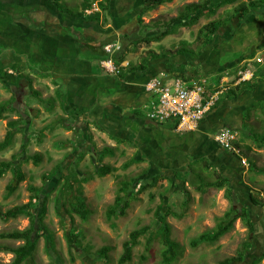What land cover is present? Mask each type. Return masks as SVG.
<instances>
[{
	"label": "rangeland",
	"instance_id": "obj_1",
	"mask_svg": "<svg viewBox=\"0 0 264 264\" xmlns=\"http://www.w3.org/2000/svg\"><path fill=\"white\" fill-rule=\"evenodd\" d=\"M99 1L101 0H63L61 4L78 11L82 9L84 3L91 2L92 10L98 8ZM199 1L173 0L171 3L143 12V0H113L111 14L103 12L102 17L108 20V23H113L114 19L115 23L121 22L118 29L120 33L117 36L120 40L119 45L120 48H128L129 51L127 52L134 55L131 61L133 65L139 64L141 58L147 56L148 51H154L157 54L164 51L175 52L184 45L182 49L188 52L182 57V61L177 63L175 57L164 60V64L170 67L167 69L173 71L177 65L182 64L187 68L195 66L197 69L206 71V74L216 83L214 85L216 89L210 91V93H219L218 97L231 87L233 81L228 82L229 79H240L239 72L241 71L244 73L250 71L254 79L260 76L264 77L263 19L250 17L246 24L236 31H232L230 27H227L221 30L220 34L211 38L209 44L203 47L198 54L192 53V49L195 51L199 49L200 43L196 41L198 32L210 21L223 17L226 11H232L234 6L219 9L217 15L213 17H201L196 25L178 28L176 33L167 36L160 42H152L147 45L139 41L166 30L170 26L168 25L165 28V23L176 17L186 4ZM246 1L243 0L242 2ZM43 2L45 7L35 5L24 9L19 4L20 2L15 4L19 6L11 4L0 6V22L3 20L4 24L12 26V28H7L3 25L0 28V58L17 52L14 43L16 44V41L20 40L24 33L20 26H13L12 23L16 22L19 15L28 16L26 17L27 21L32 26H36L37 23L39 24L40 19H44L42 18V11L44 10L52 15V19L56 15L57 21L62 23L63 20H60L62 16L59 15L60 12L55 4L51 0H43ZM61 14L65 19L70 18L69 15ZM139 19L143 20L142 23H139ZM105 26L107 28L108 24H105ZM82 33H84V30ZM101 38L105 40L104 36ZM204 38L202 39L204 40ZM77 44L79 45L78 49L85 47L80 43ZM110 44H113V42ZM68 49L71 48L67 47ZM97 50L98 47L95 51ZM250 55H254V57L247 59L246 57ZM10 56H8V60ZM3 63L4 61L0 62V70ZM116 67H119L120 72L123 69L122 66L117 64ZM262 68L263 71L261 72ZM19 71L16 70V75L13 71L7 83H0V103L12 100L13 95L19 99V102H16L17 105L16 103L13 104L18 107V111H8L4 114V118L0 120V142L4 140L10 130L8 123L13 120L19 122L13 145L0 152V163L11 161L13 156H16V161L21 163L26 180L20 184L14 195L6 199L5 188L11 180L12 174L8 172L0 178V208L6 211L16 205L27 204L34 194L30 191V187L41 189L40 200H33V204H35L34 214L37 218L41 214L42 200V205H45L46 209L44 218L38 221L36 225L37 248L33 256L36 264H59L56 256H59L63 264H118L123 252V243L128 240L129 234L133 230L144 226H150L151 230L139 239L138 245L133 250V259L129 264H162L161 251L163 245L158 236L160 224L156 222L154 216L156 208L161 203L160 195L166 196L167 205L171 207L176 215L183 214L186 209L182 219L174 216L167 218V222L172 228V239L185 248L183 256L175 264H217L225 258L238 257L241 246L247 240L249 241L248 238L251 237L250 250L245 254L244 261L234 264H264V206L253 210V216L256 220L253 234L248 231L242 219H238L233 229L222 237L217 244L204 243L197 248H192L189 245L192 238L212 230L224 214L234 206L227 193L229 187L236 192L234 197L236 202L234 203L239 207L249 205L246 203L248 200H244L243 197V193H247L248 188L253 190L252 194L257 200L264 202V144L259 139V137L264 136V112L260 106L252 109L250 114H248V111L245 112L249 127L246 124L241 129H233L238 134L236 146L239 148L241 155H233L219 145L223 150L224 157L214 160L212 168L207 170L204 163L208 159H201L202 157L191 159L184 162L183 165L178 163L168 164L170 158L168 151L158 150L155 147L157 142H153L152 136L144 132L147 126L143 127V124H139L136 131L141 133L142 140L140 141L137 135L133 136L132 139V143H136L137 148L131 144L117 143L116 140L110 137L109 133L121 138L122 135L126 136L125 132H118L110 127L109 133L99 129L95 124L98 115L93 112H72L71 108L68 109L70 102H66L65 107L61 106L60 108L57 105L59 101L57 91L50 88L54 85L51 80L39 82L40 78L36 77L31 86H36L35 88H38L39 93L42 92L41 96L43 95L44 98L55 99V109L48 112L38 98L31 96V87L28 88L26 84H20L17 79ZM26 71L25 73H27ZM251 75L248 77H251ZM253 76L250 78L251 80ZM226 77L230 78L224 80ZM11 79H14L15 82H12ZM9 86H18V89L22 87L24 95L19 96V90ZM260 91L264 93V82H261L252 94ZM254 96L256 100L262 98V94H254ZM260 102H264V100ZM63 109H67L68 113ZM254 113L257 114L254 115ZM61 117L64 122L67 121L65 124H70L73 129L69 130V127H64L62 122L58 123L57 120ZM169 122H174V120ZM100 123L105 128L108 125V123ZM48 125H51L52 128L44 130L43 136L41 135L39 138L41 129ZM85 126L90 137L89 140L83 136L82 131H84ZM120 126L123 128L125 125L122 123ZM156 140L158 139L156 138ZM23 145H26L25 152H22L21 149ZM106 147L114 149L112 155H104L103 150ZM36 153L42 155L39 165H35L28 158V156ZM131 159H134L135 162L128 169H124V164ZM242 159L246 161V165L242 162ZM61 163L65 164L58 172L57 166ZM103 164L112 166L115 171L104 177L98 176L96 169ZM252 165L255 167L252 168ZM161 172H167L169 177H173L174 173H178L179 181L174 179L172 183H169L168 180L158 182L151 189L138 195V200L131 203L125 216L116 217L111 222L107 220V210L114 204L116 196L120 194L119 189L123 182H132V179L138 178V181L142 183L146 176L157 175ZM68 174L74 175L79 180L83 177H92L86 183L74 184L75 192L81 186L84 203L90 211V216L85 220L76 213L71 215L73 218L71 220L66 210L57 211L55 208L57 188L60 187V185L56 187L57 180ZM196 175H199L205 182L216 181L217 176L220 175L226 178L229 184L227 182L224 189L207 188L203 192H198L189 182L184 183L182 181L190 177L191 181L199 184L200 179ZM46 178H48L47 181H45ZM63 183L62 178L61 184ZM138 188L133 189L134 194L138 191ZM187 198H189V203L185 204ZM66 206L69 210L70 206ZM29 225L30 220L25 216L7 221L0 219V234L13 230H25L29 228ZM48 234H52L55 241L56 255L53 256L48 255L46 251ZM149 236L153 238V241L150 245V252H147L146 245ZM23 243V241L0 238V244L7 246L17 247ZM103 247H110L107 259L100 258L98 254ZM84 248L89 249L88 253L84 251ZM142 256H145L146 260H142ZM13 257L12 254L1 252L0 264L11 263Z\"/></svg>",
	"mask_w": 264,
	"mask_h": 264
},
{
	"label": "trees",
	"instance_id": "obj_2",
	"mask_svg": "<svg viewBox=\"0 0 264 264\" xmlns=\"http://www.w3.org/2000/svg\"><path fill=\"white\" fill-rule=\"evenodd\" d=\"M53 4H55V7L59 10L60 13H64L67 16H72L77 19H82L86 22H93L98 23L101 21L103 12H106L108 14H111L112 12V6H113V0H101L98 2V11L93 12L92 14H87V10H91L92 3L87 2L82 5V9L75 11L73 9H69L64 4H61V1L63 0H51ZM173 0H143V6L144 10L143 12H146L148 10H153L158 8L159 6L171 3ZM243 0H200L199 2L195 3H189L186 4L182 10L179 11L178 15L176 17L171 18L168 22L165 23V28L169 25L170 27L166 30H162L159 33L152 35L150 37H145L139 41L150 45L152 42H160L167 36L174 34L177 32L178 28L181 27H188L196 25L201 17L209 16L213 17L217 15L219 9L224 8L226 6H234V9L232 11H226L225 15L217 20L210 21L208 24H206L196 36V41L200 43L199 49L196 51L192 49L193 54H198L203 47L207 46L209 44V41L211 38H214V36L220 34L221 30H224L227 27H230L232 31H236L241 26L246 24L247 20L250 17H256L259 19L264 20V0H247L246 2H242ZM17 2H20L19 4L22 5V7L25 9L27 7H33L35 5H41L42 7H45L43 4V0H0V6H7L9 4L15 5ZM57 17V16H56ZM143 20L139 19V23H142ZM17 22V20H16ZM15 22V23H16ZM29 23L25 17H21L18 20V23H21V25H24L25 23ZM33 26L27 25V27H21L23 30V35L32 37L35 35L34 30L32 29ZM31 28L29 32H27V29ZM73 29L69 27V32L72 33ZM206 36V38H204ZM204 38V40L202 39ZM116 41L115 38L109 39L106 42H103L101 45V48L99 51L103 53L104 60H107L109 58L115 60L116 64L121 66L122 63L126 61V57L129 51L128 48L122 47L121 50H117L112 54H107L104 50V44H110L111 42ZM140 43V42H139ZM137 46V45H136ZM184 46V45H183ZM182 46V47H183ZM103 47V49H102ZM175 50V52L170 51H164L160 54H157L154 51H148L147 56L141 58V61L139 64H129L126 68H123L122 71L119 73V77L124 78L126 73L132 72V73H140L144 74L148 71L150 68L153 60L160 59V58H170L175 56H185L188 51H185L182 49ZM96 48H93L95 51ZM135 50V48H133ZM188 55V54H187ZM254 55L247 56L246 58H253ZM106 58V59H105ZM4 69L0 70V83L5 81L4 83H7L9 81V69L7 67H3ZM25 66H23L17 74V79L19 80L21 85H25L26 83L29 84L31 87L30 94L31 96H34L38 98V100L42 103L44 108L48 112H52L55 109V99L53 98H42L41 94L34 90L32 85V79H31V73L38 77H48L49 74H43L39 70L34 68H28L30 73H25ZM263 70V68H262ZM258 73V72H257ZM257 75L255 74V77ZM261 82H264V77H258L251 80H245L242 81L239 86L235 88H228L229 90H225L216 101L215 105L211 108V110L218 105L224 98H232L237 97L240 94H242L244 91H252L256 90ZM19 84V85H20ZM9 87H15L17 86H9ZM8 87V88H9ZM11 89V88H9ZM210 89V86H209ZM238 91V92H237ZM240 93V94H239ZM57 97H59V100H61V94L60 91L56 92ZM24 95V90L22 87L19 89V96ZM58 99V98H57ZM19 102V99L13 95L12 100L6 101L3 103H0V120L4 118V114H6L8 111H18V107L14 106L13 104ZM62 107H65L64 103L60 102ZM17 105V103H16ZM254 108L259 107L264 112V102L258 101L255 103ZM210 110V111H211ZM209 111V112H210ZM252 111V108H249L248 114ZM208 112V113H209ZM22 116V115H21ZM249 116V115H248ZM22 119V118H21ZM58 123L62 122L64 127H69L68 129H73L70 124H65L67 121L64 122V119L61 117L59 120H57ZM18 120H13L8 123L9 131L7 132L4 140L0 142V152L5 151L9 147L13 145L14 138L17 134V126H18ZM99 123V124H98ZM95 121L96 126L101 129L105 130L107 133H109V129L113 128L115 129L116 123H111L107 125L105 128L102 123ZM158 126H162V124H157ZM110 127V128H109ZM52 128L51 125L45 126L41 129V134L43 136L44 130H50ZM87 127L85 126V129L83 132L84 138L86 137L87 140L90 139L89 134H87ZM177 124L174 125L172 129H176ZM80 129V128H79ZM116 130V129H115ZM110 137L117 141V143L122 144L124 140L116 139L115 135L110 134ZM260 142L264 144V136L259 137ZM41 140V139H40ZM22 152L26 151V145H23L21 147ZM79 151V149H78ZM114 149L112 147H106L103 150L104 155H112ZM77 152V151H76ZM24 154V153H23ZM30 160L34 162L35 165H39V163L42 160V155L40 153H36L32 156H28ZM28 160V159H27ZM134 159L129 160L126 162L123 166L124 169H128L133 163ZM194 163V162H193ZM65 163L59 164L57 166V171L60 172L62 167ZM205 168L211 169L212 163L207 161L204 163ZM255 166L252 165V168ZM115 169L112 166L109 165H100L96 169V174L100 177H104L108 174H111ZM8 172H11L12 178L7 184L5 188V198L8 199L12 195H14L17 190L19 189V186L21 183H23L26 180V175L24 171L21 168V163L16 161V156H13L11 161H2L0 163V178L4 177ZM200 180L199 184L194 183L190 180V177H187L183 179L182 181L184 183H190L191 186H193L198 192H203L207 188H217V189H224L227 186L228 180L224 178L223 176H217L216 181H207L205 182L199 175H196ZM63 178L64 183L61 184V179ZM60 180H57V186L60 185V187L57 188V195L55 198V208L57 211H60L62 209L67 211V214H69V218L73 220L72 214L76 213L80 217H82L84 220L87 219L90 216V211L87 208V206L84 203L83 199V193L81 190V186L79 187L76 192L74 191V184H83L88 182L92 179V177H83L81 180L77 179L74 175L68 174L63 176ZM176 179L179 181V174L174 173L173 177H169L167 175V172H161L157 175H149L146 176L145 180L140 183L137 179H132V182H123L121 184V187L119 189V193L114 201V204L111 205L106 213V218L109 222H111L116 217H123L126 215L127 210L130 208L131 203L136 202L138 200V195L141 193L146 192L147 190L154 187L158 182L163 180H168L169 183H172L173 180ZM48 178H46L45 181H47ZM229 184V182H228ZM135 187H139L138 191L134 194L133 189ZM30 191L34 192L33 196H31L30 201L27 204L23 205H16L6 211H3L0 208V219L3 220H9V219H16L21 216H25L29 218L30 225L29 228L25 230H13L9 232H3L0 234L1 239H9V240H15V241H23L24 243L22 245H19L17 247L13 246H7L0 244V253L5 252L12 254L13 260L11 263L8 264H36L34 261V253L37 248V241L35 238L36 233V225L38 224V221H41L44 218L45 215V205L43 204V200L41 202L40 207V217L37 218V216L34 214V206L33 200L38 199L40 200L41 197V189L30 187ZM252 191L250 188L246 190L247 193H243L244 200H248L249 205L247 206H241L239 207L236 203V199H234L236 192L229 187L227 190V193L229 195V198L231 202L234 204L232 208L227 211L223 218H221L217 225L210 231H206L199 236L192 238L189 242L190 247L197 248L200 245L206 243L210 245H215L219 242V240L227 235L234 227L235 222L238 219H242V221L245 223L248 231L253 234L255 232V225L256 220L253 216V210L258 209L260 207L264 206V202H261L257 200L254 195L252 194ZM75 193V194H74ZM161 197V203L156 208L154 212L155 220L158 224H160V228L158 229V236L160 238V241L163 245V249L161 251V257H162V264H175L178 259H180L184 254V246L176 242L172 239V228L170 224L167 222V218L170 216H174L176 218L182 219L184 217V214L186 212V209L184 210L183 214L176 215L170 206L166 203V196L160 195ZM151 198L153 199V196L151 195ZM189 203V198L185 200V204ZM70 206V209H67V206ZM250 206V207H249ZM114 226V225H113ZM151 230L150 226H144L140 229L133 230L129 234L128 240H126L123 243V252L118 260V264H129L133 259V250L138 245L139 239L146 235ZM250 237V236H249ZM47 245H46V251L48 255L53 256L56 255L55 251V241L52 234L47 235ZM247 240L240 248L239 256L238 257H230L225 258L221 261H219L217 264H234V263H240L244 261L245 254L249 252L250 245H251V238H248ZM153 241V238L149 236L147 239V245H146V251L150 252V245ZM88 248H84V251L88 253ZM110 251V247H103L99 252V256L102 259L108 258V252ZM57 262L59 264H63L62 260L59 258V256H56ZM142 260H146L145 256H142Z\"/></svg>",
	"mask_w": 264,
	"mask_h": 264
},
{
	"label": "crops",
	"instance_id": "obj_3",
	"mask_svg": "<svg viewBox=\"0 0 264 264\" xmlns=\"http://www.w3.org/2000/svg\"><path fill=\"white\" fill-rule=\"evenodd\" d=\"M42 13V18L44 19H40L39 24L37 23L36 26L32 27L35 35L29 37L22 34L21 39L17 40L16 44L14 43V48L16 47L17 52L9 54L11 55L9 60V55L0 58V62L4 61L1 69L7 67L9 76L13 71H15L16 75V70L23 66H25L24 69L25 71L27 70L28 74L30 73L29 67L37 69L43 74H49L48 77L41 78L31 73L32 82H35L36 77L40 78L39 82H46L45 80L50 79L54 84L50 86L52 90L59 92L63 89L61 90L62 92L60 91L61 101L64 105L66 102H70L68 109L71 108L72 112H93L98 115L97 121L99 122L116 123V131L125 132L126 134V136L122 135L121 138L115 135L116 139L124 140L122 144H131L137 148V144L132 143L133 136L137 135L140 141L143 138L140 132H136L137 126L139 124H143V127L147 126L144 132L152 136L153 142H157L155 147L158 150L164 149L168 151L170 157L168 164L178 163L183 165L184 162L197 157L206 158L212 163L217 158L224 157L223 150L215 142V135L226 127L241 129L246 124L249 127L245 112L249 108L255 109L253 105L258 101L264 100L263 91L254 93L256 95L262 94L260 100L255 99L252 93L256 90L244 91L242 94L239 93L240 95L237 97H226L206 115L205 119L198 125V129L192 132L178 133L176 129H172L177 124L175 120L174 122L168 121L162 126H158L157 123L147 117L150 100L152 99V96L148 94L145 88L147 83L153 78L164 80L167 76L169 78L180 76L185 79L204 76L209 79L210 91H212L216 89L214 87L216 83L206 74V71L197 69L195 66L187 68V66H182V64L177 65L174 68L175 70L169 71L167 68L170 67L164 64V60H167V58L163 57L153 60L150 68L144 74L129 72L126 73L124 78H121L117 74L105 71L103 62L106 60L102 56L104 51L103 53L99 51L103 42L113 38L116 39L113 44L121 47L119 45L120 40L117 37L120 33L118 29L121 22L118 21L116 24L114 19L113 23H108V20L103 19V17L98 23L86 22L72 16L69 19H65L60 13L59 15L62 16L60 20H63L61 23L57 21L56 15L52 19V15H49L48 12L43 10ZM21 17L26 18L28 16L19 15V18H16V23L11 21L12 25L20 27L31 25L30 22L27 24L24 22V25L18 23ZM105 24H108L107 28ZM3 25L7 28H12L10 24H4L3 20H1L0 28ZM69 27L73 29L72 33L69 32ZM29 30L31 28H28L27 32ZM83 30L84 33H82ZM102 36L105 37V40L101 38ZM77 43L85 47L78 49L79 45ZM106 45L104 44V47ZM67 47L71 49L67 50ZM97 47L98 50L94 51L93 48ZM133 56V54L128 53L126 61L121 66L126 68L131 63ZM182 57L184 56H175L177 63L182 61ZM113 61L116 64L115 60ZM229 78L226 77L224 80ZM234 79H229L228 81H233L230 88H235L241 83L239 79ZM11 80L15 82L14 79ZM26 86L29 88L28 83H26ZM35 87L33 86V89L39 92L38 88ZM42 98H44L43 95ZM57 105L61 108L60 100ZM64 111L67 112V109ZM69 113L71 114V112ZM122 123L125 125L123 128L120 126Z\"/></svg>",
	"mask_w": 264,
	"mask_h": 264
},
{
	"label": "built area",
	"instance_id": "obj_4",
	"mask_svg": "<svg viewBox=\"0 0 264 264\" xmlns=\"http://www.w3.org/2000/svg\"><path fill=\"white\" fill-rule=\"evenodd\" d=\"M98 8L87 10V14L98 11ZM120 47L116 44H108L104 47L107 54L114 53ZM106 72L119 74V67L109 58L103 62ZM239 72V82L250 79L253 75ZM251 75V77H248ZM210 81L207 77L185 79L182 77L168 76L164 80L151 79L146 85V91L152 99L147 113L148 119L155 123H166L170 120L177 122L176 130L192 132L198 129V125L211 110L218 100L217 94H210ZM237 132L232 128H222L214 137L215 142L233 155H241L236 146ZM246 165V161L242 159Z\"/></svg>",
	"mask_w": 264,
	"mask_h": 264
},
{
	"label": "clouds",
	"instance_id": "obj_5",
	"mask_svg": "<svg viewBox=\"0 0 264 264\" xmlns=\"http://www.w3.org/2000/svg\"><path fill=\"white\" fill-rule=\"evenodd\" d=\"M204 120V119H203ZM171 121V120H170ZM202 122V121H201Z\"/></svg>",
	"mask_w": 264,
	"mask_h": 264
}]
</instances>
